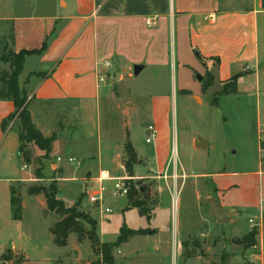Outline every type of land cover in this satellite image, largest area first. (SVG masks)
<instances>
[{
	"label": "rangeland",
	"instance_id": "1",
	"mask_svg": "<svg viewBox=\"0 0 264 264\" xmlns=\"http://www.w3.org/2000/svg\"><path fill=\"white\" fill-rule=\"evenodd\" d=\"M55 2L0 0V40L14 48V19L54 15ZM250 5L249 0H233V7L242 9ZM170 51V69L148 67L138 75L131 68L132 60L126 58L113 57L101 63L103 86L98 141L104 150L110 146L122 147L119 162L125 169L117 167L114 174L129 178V196L114 197L113 182L108 183L104 206L112 212H103L101 206L89 204L84 182L62 181L64 174L45 171L48 158L32 143V148H27L30 161L24 158L29 166L26 173L29 181L15 186V190L23 192L25 226L39 242L48 239L47 228L62 217L48 210L45 204L44 192L55 184L62 201L72 204L76 197L81 203L74 205L98 222L101 243L115 242L124 224L130 230H143L144 233L131 236L113 248L115 264H264V215L259 219L260 212H264V182L251 177L248 182H219V178H208L194 185L190 178L183 182L186 176L182 172V166L188 172L194 169L208 173L257 169V102L254 98L244 101L231 95L220 97L218 104H213V98L224 85L217 81L209 90L202 89L209 73L197 50L190 49L188 33H178L176 40L172 36ZM46 67L37 57H28L19 77L21 89L29 72ZM9 69V64L0 62V75ZM22 97L24 106H29L28 94ZM36 116L39 121V114ZM40 119L48 118L41 115ZM58 125L55 129L60 128ZM149 125H154L158 132L150 143L146 141L150 136ZM194 137L204 139L207 147L195 149ZM128 138L140 154L148 155L152 161L146 164L142 160L143 164L138 163L132 174L126 167ZM98 147L95 144L96 152ZM158 156L165 159L162 172L152 167L154 157ZM262 161L264 165L263 151ZM139 181L150 185L148 199L140 191ZM183 183L186 185L182 186ZM29 195H39L44 203L36 202ZM208 196H214L226 209H235L232 220L217 222L210 212ZM81 222L86 230L91 229L88 221ZM254 229L258 230L257 243L250 245L246 237ZM233 237L240 242H233ZM52 244L55 264H92L102 257L101 246L93 245L87 236L79 240L76 233L70 235L65 247ZM1 253L0 250V264H16L21 258L20 254L12 253L9 259H4L6 252Z\"/></svg>",
	"mask_w": 264,
	"mask_h": 264
},
{
	"label": "crops",
	"instance_id": "2",
	"mask_svg": "<svg viewBox=\"0 0 264 264\" xmlns=\"http://www.w3.org/2000/svg\"><path fill=\"white\" fill-rule=\"evenodd\" d=\"M249 2V7L241 9L233 7V0H56L54 15L14 19L15 51L40 49L47 43L41 55H31L47 66L46 69L29 72L22 82L30 99L28 107L33 123L45 137L56 135L52 151L46 157L49 165H45V171L64 174L62 181H82L86 188L98 186V175L102 170L117 176L114 171L119 168L122 147L110 146L104 150L98 141L103 86L101 63L118 57L132 60L131 68L135 64H144V69H170V39L173 36L176 40L178 33H188L190 49L197 50L207 73L214 76V83L219 81L224 85L239 75L237 91L215 96L217 104L220 97L231 95L242 97L244 101L254 98L257 102L259 156L258 168L243 172L228 169L220 173L194 169L188 172L182 166L186 176L183 182H188L189 178L194 185L206 182L208 178H219V182H248L250 177L264 182L261 148L264 134V8L262 0ZM15 112L13 101L0 99L1 255L11 249L24 259L21 264H55V255L51 253L52 243H55L51 231L53 225L46 230L48 239L39 242L25 226L26 205L22 197V217L16 219L13 216V189L17 184L29 181L26 175L29 166L23 168L27 163L20 152L19 125L8 120ZM36 114H39V121ZM41 115L48 119L41 120ZM59 116L63 119L59 120ZM15 125L18 127L13 130ZM57 125L60 128L55 129ZM58 131L60 133L56 134ZM197 140L194 137L193 143ZM31 144L27 148H32ZM95 144L99 145L97 152ZM134 148L138 163L143 164L142 160L146 164L152 162L148 155L140 154ZM58 156H72L84 162L81 166L60 165L57 164ZM154 158L152 167L162 172L161 164L165 159ZM19 193L23 194L22 191ZM29 196L44 203L39 195ZM77 201L74 197L72 204L64 203L69 208L77 205ZM263 215L261 211L259 219Z\"/></svg>",
	"mask_w": 264,
	"mask_h": 264
},
{
	"label": "trees",
	"instance_id": "3",
	"mask_svg": "<svg viewBox=\"0 0 264 264\" xmlns=\"http://www.w3.org/2000/svg\"><path fill=\"white\" fill-rule=\"evenodd\" d=\"M46 46L47 43L45 42L40 49H22L17 52L13 48L9 47L8 42L0 40V62L9 64L10 66L9 70L4 71L0 75V99L13 101L18 107L17 111L8 120H14L16 117L18 119L16 120L18 121L17 123L20 130V139L22 141L20 152L23 154V158H26L27 161H30V153L27 151V145L29 143H34L40 150L44 151L46 153L45 155L47 156L52 151L53 140L56 136L54 134L51 137H45L43 133L35 126L28 104L24 106L25 100L23 99L22 94L27 92L25 89H21L19 82V77L24 71V65L27 57L31 55H41L44 52ZM208 75V79L203 83V90H207L214 84V76L212 74ZM238 79L239 75H235L231 80L225 82L218 95L235 93L237 91ZM184 92L187 91L184 90ZM214 101L215 102L213 104H217L216 98ZM261 148L264 150V141L261 142ZM125 149L128 154V161L126 163L127 171L132 174L135 165L138 164V156L129 138L125 143ZM58 192L59 189L55 184L51 186L50 191L44 192L48 210L55 211L58 213V215L62 216L61 219L51 227L52 234L54 235V241L58 246L63 247L67 244L70 233H76L79 237V240H83L87 236L93 245L96 247L101 246L102 249V257L96 261H93L92 264H115V259L112 255L113 248L126 242L131 236L144 233L143 230H130L126 227V224H124L121 228L120 235L115 242L110 244L105 242L101 243L97 232L98 222L88 218L78 209L77 206L68 208L64 201L58 198ZM12 205L13 216L16 219H20L23 212L22 198L19 191L15 190V188L13 189ZM139 205L141 206V204ZM140 211L144 213L143 207L140 208ZM82 220L89 222L91 225L90 230H86L84 228L81 222ZM257 234L258 230L254 229L249 234H247L246 241L250 245L256 244ZM12 253L14 252L11 249L7 250L6 254H4V259H9L12 256ZM23 260V258H19L16 264H21Z\"/></svg>",
	"mask_w": 264,
	"mask_h": 264
},
{
	"label": "built area",
	"instance_id": "4",
	"mask_svg": "<svg viewBox=\"0 0 264 264\" xmlns=\"http://www.w3.org/2000/svg\"><path fill=\"white\" fill-rule=\"evenodd\" d=\"M148 131L150 132V136L147 137V142L150 143L152 142L156 137H157V130L154 127V125H149L148 126ZM264 153V150H262ZM66 162L69 165H76V166H81L82 161L76 157H68V158H63L61 156L57 157V164H62ZM28 167L27 164L24 165V169ZM119 167L121 169H125V165L123 163L119 164ZM58 167H56L57 169ZM128 177L124 175H117L114 176L112 175L109 171L107 170H102L100 171L98 175V181L99 184L96 188H87L85 191L86 198L89 202V204L95 206L99 205L102 207L103 212L106 213H111L112 209L109 207L104 206L105 202V194L108 191V185L107 181L113 182V189H112V194L114 197H124L127 196L130 190V186L127 183Z\"/></svg>",
	"mask_w": 264,
	"mask_h": 264
},
{
	"label": "water",
	"instance_id": "5",
	"mask_svg": "<svg viewBox=\"0 0 264 264\" xmlns=\"http://www.w3.org/2000/svg\"><path fill=\"white\" fill-rule=\"evenodd\" d=\"M262 8H264V0H262ZM145 68L144 64H135L133 66V71L135 75L140 74ZM202 79V78H201ZM207 142L200 138L197 140L195 143V146L197 148H205ZM138 186L140 191L144 194L145 198H147L146 193L151 190L150 185L143 183L141 181L138 182ZM209 203V208L210 212L216 217L217 222L219 223H226L230 220H232L233 215L235 214L236 210L235 209H226L219 201L218 199L214 198V196H211L207 199ZM233 242H240L238 238L233 237L232 238Z\"/></svg>",
	"mask_w": 264,
	"mask_h": 264
},
{
	"label": "flooded vegetation",
	"instance_id": "6",
	"mask_svg": "<svg viewBox=\"0 0 264 264\" xmlns=\"http://www.w3.org/2000/svg\"><path fill=\"white\" fill-rule=\"evenodd\" d=\"M150 191H148L147 193H146V196L148 197V193H149Z\"/></svg>",
	"mask_w": 264,
	"mask_h": 264
}]
</instances>
